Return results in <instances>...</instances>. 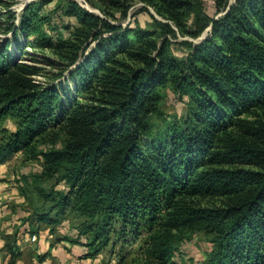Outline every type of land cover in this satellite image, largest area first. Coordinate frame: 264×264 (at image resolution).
Instances as JSON below:
<instances>
[{"label":"trees","instance_id":"16d2710c","mask_svg":"<svg viewBox=\"0 0 264 264\" xmlns=\"http://www.w3.org/2000/svg\"><path fill=\"white\" fill-rule=\"evenodd\" d=\"M166 1L177 23L192 9L190 0ZM68 13L79 24L66 39L49 35L32 6L12 24L14 38L34 35L28 45L64 62L46 82L32 77L41 68L16 59L12 40L0 48V162L20 151L43 155L39 178L67 184L40 188L56 209L45 220L73 209L94 247L113 233L126 240L143 230L144 264H180L179 240L197 231L214 243L205 264H264V122L245 116L264 114V0H236L203 22L195 33L209 24L211 33L196 44L186 40L184 58L137 24L112 23L75 0ZM157 23L163 34L175 32ZM67 70L74 85L53 81ZM169 83L190 111L154 129ZM79 90L85 101L75 97ZM40 141L52 146L40 150ZM199 196L225 203H195Z\"/></svg>","mask_w":264,"mask_h":264},{"label":"rangeland","instance_id":"374dc122","mask_svg":"<svg viewBox=\"0 0 264 264\" xmlns=\"http://www.w3.org/2000/svg\"><path fill=\"white\" fill-rule=\"evenodd\" d=\"M75 1L112 23L123 26L134 23L146 30L155 31L159 35V44L168 39L171 42L170 53L184 58L190 51L185 41L196 44L207 38L212 31L211 24L200 34L195 32L203 22L223 16L229 5L236 0H190L192 9L188 10L180 23L167 17L170 12L166 0ZM69 4L70 0H0V48L12 40L11 50L18 61L41 68L40 73L32 75L36 81L46 82L55 77L63 71L64 62L48 49H36L28 45V41L35 40L34 35L28 40L22 34L14 38L12 24H21L25 10L32 6L40 16L45 17L42 25L49 35L54 36L55 40L66 39L72 36L79 24L76 17L68 13ZM157 20L169 22L175 32L163 34ZM17 41L19 44H16ZM68 74L67 70L53 81L69 82L71 78ZM71 82L75 84L73 80ZM161 92L162 110L153 115L154 129H159L167 121L181 120L190 111L187 99L182 98L176 84L169 83ZM83 94L86 96L85 90H79L75 97L85 101ZM245 116L264 122L262 111ZM12 128L15 129V126ZM50 146L52 144L47 141L39 142L40 150ZM238 165L256 169L248 164ZM44 169L43 155L26 157L21 151L0 162V264H144L145 238L148 234L143 230L141 235L132 234L126 240L113 233L108 244L94 247L89 245L90 234H80L83 218L73 209L68 208L59 214L57 222L46 221V215L56 218V209H51L52 203L45 201L40 188L63 190L67 184L56 176L39 178L38 175ZM193 200L202 205L225 203L223 197L199 196ZM213 246L212 235L205 231L186 234L178 242L175 259L180 264H205Z\"/></svg>","mask_w":264,"mask_h":264},{"label":"water","instance_id":"95a60500","mask_svg":"<svg viewBox=\"0 0 264 264\" xmlns=\"http://www.w3.org/2000/svg\"><path fill=\"white\" fill-rule=\"evenodd\" d=\"M230 6H231V4L229 5V7H228V8H230Z\"/></svg>","mask_w":264,"mask_h":264}]
</instances>
